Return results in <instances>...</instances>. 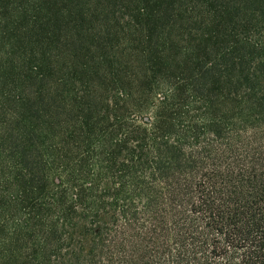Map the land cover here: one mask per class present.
<instances>
[{
	"label": "trees",
	"instance_id": "trees-1",
	"mask_svg": "<svg viewBox=\"0 0 264 264\" xmlns=\"http://www.w3.org/2000/svg\"><path fill=\"white\" fill-rule=\"evenodd\" d=\"M0 264H264V0H0Z\"/></svg>",
	"mask_w": 264,
	"mask_h": 264
}]
</instances>
